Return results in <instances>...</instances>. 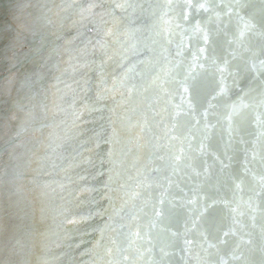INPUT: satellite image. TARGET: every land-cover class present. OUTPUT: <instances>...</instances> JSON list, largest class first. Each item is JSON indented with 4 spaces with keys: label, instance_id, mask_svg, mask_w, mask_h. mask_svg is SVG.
<instances>
[{
    "label": "snow or ice",
    "instance_id": "6c2138e0",
    "mask_svg": "<svg viewBox=\"0 0 264 264\" xmlns=\"http://www.w3.org/2000/svg\"><path fill=\"white\" fill-rule=\"evenodd\" d=\"M30 7L33 47L23 61L38 58L39 69L11 78L16 127L0 144V168L7 155L12 177L9 209L20 221L4 238L0 215L6 264H30L35 251L37 232L26 221L36 210L15 186L29 174L46 196L60 190L61 203L39 209L53 221L39 235L55 232L69 264L85 256L80 264H229L225 255L241 259V245L252 243L237 235L251 237L245 229H258L264 264V0L259 9L251 0ZM29 130L38 135L21 151ZM45 143L48 152L34 160ZM85 173L91 181L70 189ZM74 233L93 237L78 257L81 243H63Z\"/></svg>",
    "mask_w": 264,
    "mask_h": 264
},
{
    "label": "water",
    "instance_id": "95a60500",
    "mask_svg": "<svg viewBox=\"0 0 264 264\" xmlns=\"http://www.w3.org/2000/svg\"><path fill=\"white\" fill-rule=\"evenodd\" d=\"M58 2V0H57ZM34 3V0H0V144L5 143L10 136L14 134L16 127V121L10 120L9 117L12 114L13 106L18 98L19 85L11 81L12 77L19 79L24 72H30L39 69L38 58H32L29 61L24 62L23 57L30 53V49L33 47L31 36L29 32L34 25V18L31 15L30 4ZM261 0H251V7L259 9ZM250 8H246L244 13ZM22 37L21 42L13 47V41L16 39L17 35ZM21 61V63H17ZM15 63L16 67H12ZM41 91L43 88L41 87ZM55 131L56 135H61L60 131ZM38 133H33L31 130L26 131L21 142L24 145L21 151H26L27 148L32 146V141L34 136ZM48 152V145L45 143L41 150L37 153V156L33 157L34 160H42L45 154ZM148 153L149 149H145L141 155L143 156L142 163H148ZM7 155L3 157L4 166L0 168V184H2L3 195L0 197V204L3 205L5 211L0 213L2 215L4 232L3 237L6 238L7 235L16 227L19 220L14 217L13 212L9 209L8 204V189L12 177L9 175V170L7 168ZM38 165L33 163L32 169H35ZM31 173V169L29 170ZM88 176V180L78 181L77 184L70 186L71 188L83 187L91 181L90 173H85ZM16 188L19 189L18 198L31 205L34 208L35 214L33 217L29 218L26 223L31 224L37 232V237L35 240V251L30 257V264H40L41 258L46 259L48 264H69L70 257L61 256L60 253L67 251L66 247L57 248L56 244L60 243V239L55 232H48L47 236H40L39 233H44L48 229L49 225L53 223L51 218V213L42 221L41 213L39 209L42 206H49L52 204L58 205L61 203L59 200L60 190L57 188L55 192L52 189H47L50 195H45V190L38 187L36 184L31 183V174L21 177L16 182ZM55 187V186H53ZM68 191L65 190L63 195L71 199L68 196ZM247 197H245L246 199ZM76 203L72 204L73 211L76 210ZM81 211H86V207H81ZM246 219V218H245ZM71 227V226H70ZM87 225H81L80 228L83 230ZM251 231L253 234L251 237L244 235V233L237 232L238 236H243L244 240L247 241L251 238L252 243H243L240 247L239 252L236 253L241 259H232L230 255H225V259L229 261V264H245L246 261L251 260L254 264H259L260 251H259V239H258V229H245V232ZM62 236L63 233L61 232ZM76 238L74 240H64L63 243L67 245L68 243H81L82 248L73 253V255L78 257L80 251L85 248L90 247V241L93 239L92 236L82 235L81 233L73 234ZM226 240L231 239V236L226 237ZM166 251H172L171 249H166ZM227 252L228 249L225 248ZM154 253H158V248L153 249ZM203 256V252H201ZM156 258H159L158 255ZM80 259H88L87 256L78 258L74 261V264H80ZM7 255L0 250V264H6ZM194 264V262H193Z\"/></svg>",
    "mask_w": 264,
    "mask_h": 264
}]
</instances>
